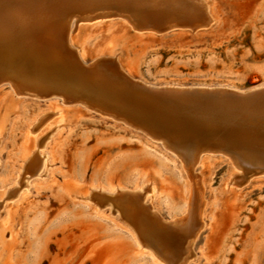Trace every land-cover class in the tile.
<instances>
[{
	"label": "rangeland",
	"instance_id": "374dc122",
	"mask_svg": "<svg viewBox=\"0 0 264 264\" xmlns=\"http://www.w3.org/2000/svg\"><path fill=\"white\" fill-rule=\"evenodd\" d=\"M207 1L214 16L208 25L165 28L154 36L135 34L113 9L95 10L89 17L107 15L73 21L78 56L87 64L96 54L107 55L99 63L121 66L129 79L152 85L248 89L262 84L264 0ZM10 90L8 81L1 80L0 264H155L146 253H136L133 233L143 242L114 204L83 198L98 183L126 187L110 195L121 210L123 193H142L141 203L164 220L187 214L198 190L204 225L187 264H264V168L242 167L229 152L207 147L195 151L193 176L187 177L178 152L164 147L162 138L151 143L138 127L129 128L121 118L89 106L84 110L72 97L63 104L54 94L43 99L29 90L20 96ZM55 108L63 115L39 147L45 151V156L37 153L44 165L23 174L27 185L15 184L21 155L30 144L27 123ZM231 164L238 174L231 173ZM229 174L232 183L226 185ZM147 181L153 191H140ZM95 192L99 199L107 196Z\"/></svg>",
	"mask_w": 264,
	"mask_h": 264
},
{
	"label": "bare ground",
	"instance_id": "6f19581e",
	"mask_svg": "<svg viewBox=\"0 0 264 264\" xmlns=\"http://www.w3.org/2000/svg\"><path fill=\"white\" fill-rule=\"evenodd\" d=\"M99 9L121 13L123 24L141 36H154L162 29L176 26L182 30L201 29L214 17L207 0H0V81L7 80L10 91L18 95L28 90L38 98L54 94L63 104L69 100L67 97H72L84 110L89 106L121 118L129 128L138 127L151 143L162 138L164 147L178 152L179 165L187 177L193 176L195 151L207 147L229 152L242 167L264 168V90L259 89L264 82L248 89L224 85H152L129 79L121 66L105 67L99 62L107 55L101 53L85 64L76 50V26L72 24L74 20L83 22L80 18L85 21L107 15L103 12L89 17ZM192 19L197 23L191 25ZM109 57L116 59L115 55ZM62 115V110L55 108L31 117L25 129L30 144L23 150L12 182L27 185L23 174L36 173L44 165L45 159L37 153L45 156V151L39 147L47 143ZM231 167V173L238 174L232 164ZM230 174L226 185L232 183ZM151 183H141L139 188L134 187L135 191L146 188L149 193L154 189ZM125 188L120 184H92L83 198H97V202L116 206L115 212L123 214L143 242L141 245L133 233L136 253H146L155 264H187L195 254L192 244L204 225L199 191L194 192L195 201L185 208L187 214L164 220L154 209L151 211V206L141 203L142 193H123L126 201L121 210L110 195ZM93 191H102L107 196L99 199L92 195ZM2 201L0 196V205ZM186 202L185 198V205ZM145 247L153 248L158 256Z\"/></svg>",
	"mask_w": 264,
	"mask_h": 264
}]
</instances>
